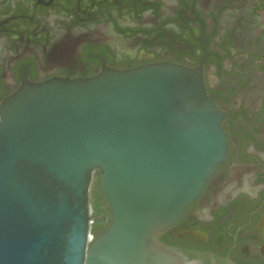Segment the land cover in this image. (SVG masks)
I'll return each mask as SVG.
<instances>
[{"label":"water","instance_id":"95a60500","mask_svg":"<svg viewBox=\"0 0 264 264\" xmlns=\"http://www.w3.org/2000/svg\"><path fill=\"white\" fill-rule=\"evenodd\" d=\"M225 117L200 70L170 63L24 83L0 103V264H199L158 236L224 161Z\"/></svg>","mask_w":264,"mask_h":264},{"label":"flooded vegetation","instance_id":"af4514ba","mask_svg":"<svg viewBox=\"0 0 264 264\" xmlns=\"http://www.w3.org/2000/svg\"><path fill=\"white\" fill-rule=\"evenodd\" d=\"M162 63L200 70L227 153L158 240L199 264H264V0H0V103L26 82ZM89 204L97 235L109 206Z\"/></svg>","mask_w":264,"mask_h":264},{"label":"trees","instance_id":"16d2710c","mask_svg":"<svg viewBox=\"0 0 264 264\" xmlns=\"http://www.w3.org/2000/svg\"><path fill=\"white\" fill-rule=\"evenodd\" d=\"M90 191H89V201L93 204L94 207H96L97 200L101 197V194L99 192V176L95 179L92 185H90ZM99 229V227H95L92 224V233L96 235L95 231Z\"/></svg>","mask_w":264,"mask_h":264},{"label":"rangeland","instance_id":"374dc122","mask_svg":"<svg viewBox=\"0 0 264 264\" xmlns=\"http://www.w3.org/2000/svg\"><path fill=\"white\" fill-rule=\"evenodd\" d=\"M97 176H99V172H94L93 174V178H92V182L91 185L93 184V182L95 181V179L97 178ZM91 190V189H90ZM93 224V223H92Z\"/></svg>","mask_w":264,"mask_h":264}]
</instances>
